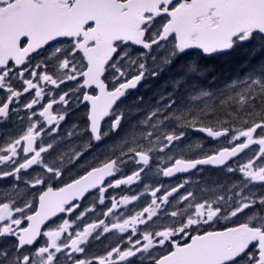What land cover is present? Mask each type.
Masks as SVG:
<instances>
[{
    "label": "snow or ice",
    "instance_id": "snow-or-ice-1",
    "mask_svg": "<svg viewBox=\"0 0 264 264\" xmlns=\"http://www.w3.org/2000/svg\"><path fill=\"white\" fill-rule=\"evenodd\" d=\"M0 264H264V0H0Z\"/></svg>",
    "mask_w": 264,
    "mask_h": 264
},
{
    "label": "trees",
    "instance_id": "trees-1",
    "mask_svg": "<svg viewBox=\"0 0 264 264\" xmlns=\"http://www.w3.org/2000/svg\"><path fill=\"white\" fill-rule=\"evenodd\" d=\"M212 67L217 73H223L225 75L231 74V72L233 71L232 66L226 61H220L218 64ZM209 79H211V76L209 77ZM142 91L146 92L148 95L151 94L147 89H143Z\"/></svg>",
    "mask_w": 264,
    "mask_h": 264
},
{
    "label": "flooded vegetation",
    "instance_id": "flooded-vegetation-1",
    "mask_svg": "<svg viewBox=\"0 0 264 264\" xmlns=\"http://www.w3.org/2000/svg\"><path fill=\"white\" fill-rule=\"evenodd\" d=\"M70 123H71V121L69 122V124L64 125V127H65V128L69 127V126H70ZM89 158H90V157H89Z\"/></svg>",
    "mask_w": 264,
    "mask_h": 264
}]
</instances>
